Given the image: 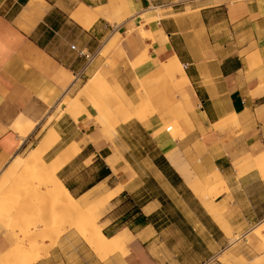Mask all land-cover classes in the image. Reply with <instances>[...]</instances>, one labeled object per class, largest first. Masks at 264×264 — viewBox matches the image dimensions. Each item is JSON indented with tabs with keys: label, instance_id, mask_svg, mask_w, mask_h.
Listing matches in <instances>:
<instances>
[{
	"label": "crops",
	"instance_id": "crops-1",
	"mask_svg": "<svg viewBox=\"0 0 264 264\" xmlns=\"http://www.w3.org/2000/svg\"><path fill=\"white\" fill-rule=\"evenodd\" d=\"M43 1L40 4L39 0H0V170L31 142L51 112L52 105L46 100L54 99L50 90L70 85V82L65 84L66 79L58 80L59 72L65 69L73 76V69L78 65L84 69L89 61L90 40L101 41L111 29H126L131 23L137 26L148 9L161 8L163 16L145 28L151 37L142 38L134 31L128 34L129 55L130 60L139 56L144 51V43L150 56L142 65L144 71H158L159 63L174 54L185 69L189 83L181 94L189 109L190 128L182 139L173 138L167 132L152 133L156 134L162 155L179 181L175 182L170 174L159 169L161 177L174 188L183 184L197 200H181L184 208H179L174 200H147L132 207L124 216L135 223L132 229L129 227L132 238L127 246L128 254L116 253L107 262L97 260V264H207L216 261L231 245L230 234L243 237L251 227L264 221V171L250 168L248 160L235 164L243 158L255 159L264 154V0ZM15 2L19 8L13 12ZM112 2L122 4L123 8L112 10ZM82 3L102 14L89 28L75 20L64 22L77 28L78 33L76 39L62 40L66 50L59 59L50 49L52 44L59 43L58 14L68 13ZM25 12L27 16L23 19ZM117 17L121 18L120 22ZM42 29L45 35L37 37ZM84 40L87 42L83 43ZM85 106L92 114L93 107L86 103ZM68 118L72 117L68 115ZM88 119L87 113L78 118L82 129ZM94 138L96 144L87 140L79 155L60 171L79 158L85 165L90 160L88 166L101 164L100 179L82 187L79 196L103 180L125 173L127 165L133 168L124 154L118 158L114 170L106 162L113 152L102 153L111 149L108 143L97 140L96 135ZM84 140L82 137L70 140L64 147ZM56 145L47 154L52 153ZM177 147L184 150L178 158L191 164L189 172L192 170L199 177L216 170L221 172L225 190L215 200L224 204V213L215 216L209 212L189 188L183 174L172 165L164 148ZM65 185L72 190L67 182ZM125 191L126 188L110 201L114 206L101 217L102 223L109 220L105 229L121 222L123 214L112 215L122 205L121 200L116 199ZM170 202L177 211L168 212L169 218L165 211ZM147 206L149 210H145ZM159 214H164L165 219H157ZM66 238L67 255L62 262L73 264L69 260L73 243L70 249L69 235ZM82 245L88 249L84 241ZM56 250L52 251L50 260L34 264H59ZM89 253L93 256L90 259L94 258L92 251ZM245 257L251 260V255Z\"/></svg>",
	"mask_w": 264,
	"mask_h": 264
},
{
	"label": "rangeland",
	"instance_id": "rangeland-1",
	"mask_svg": "<svg viewBox=\"0 0 264 264\" xmlns=\"http://www.w3.org/2000/svg\"><path fill=\"white\" fill-rule=\"evenodd\" d=\"M13 6V12L17 11L19 4L15 2ZM77 8L70 10L68 13L58 14V24L61 26V30L57 35V38L59 37V43L52 44L50 49L57 54V58L59 59L60 55L62 56L66 50V45L62 43V40L71 41V39L77 38V28H73L70 23H64L65 21H69V19L73 20L71 13ZM163 14L164 11L161 8L148 9L142 16L143 21L137 23V26L131 23L126 26L127 30L124 27L120 28V30L111 29L108 35L101 41H95V39L90 40L89 46L91 48H89L90 52H88V63L83 70H81V65H78L76 68L73 67L75 76L71 74L72 80L67 88L53 89L54 91L50 90V95L54 99L51 101L48 97V101L52 105V110L48 114L49 116L47 115L45 117L43 124H41L36 136L31 142L17 154L18 156L26 158L32 149L38 145L43 135L51 128L57 129L61 138L53 152L44 155L47 161H50L70 140L82 137L86 140L94 141L96 144L95 135L97 140L102 139L111 148L102 151V153L112 151L113 156H118L116 158H121L122 155L126 154L128 156V162L133 168L127 165L128 169L125 173L119 174L118 177L103 180L100 182L101 185L100 183L98 184L102 186L101 188L98 186L85 195L90 196L91 200H101L104 199V195L109 190L108 186H113L115 183H118L117 186H123V189L126 188V191L121 197L116 199L121 200L122 205L116 209L118 212L112 215L114 217L119 214L122 216L123 214L119 219L121 222H118L116 225H111L107 229L102 225L101 217L107 210L114 206L110 203L105 205L102 211L97 210L93 214L95 216L94 225L101 228L103 232L105 231L104 233L108 236H113L118 230L126 227L132 229L135 223L124 218V216H127V212L132 207L142 205L147 200H174L179 208H184L185 206L181 200H197L183 184L175 186L174 188L168 184L165 178L161 177L159 169L165 170L170 174V178H173L175 182L179 181L176 180L172 167L168 165L162 155L163 149L158 146L159 141L156 139V134L152 133L154 131L157 133L167 132L173 138L178 139H182L185 136L187 130L190 128L188 126L189 109L183 101L181 91L168 75L159 73L156 70L149 73L142 69L143 64L135 65L139 59L144 57V52L146 53L148 50L147 45L142 43L144 51L136 58L130 60L129 55L128 34L134 31L139 35L141 32L140 26L145 29L148 24L162 17ZM116 20L120 22L121 18L117 17ZM74 22L76 23V21ZM43 31L42 29L37 37L44 36ZM86 42L84 40L83 43ZM62 62L64 63V61ZM84 62H82L83 65ZM75 65L77 64L75 63ZM79 67L80 72L76 74ZM99 74L105 76L109 82L120 85L136 103L141 101L149 102L148 110L144 116H147L146 119L151 122V130L145 123H140L136 118L124 122L121 118L123 114L116 112V107H110L106 102L105 104L109 108L106 109L107 112L103 118L99 117L96 109L92 108V116H89L88 123L84 126V129L81 128L78 119H74L72 115L65 111L66 104L73 101L81 91L88 89L94 77ZM84 101L90 105L87 99H84ZM68 115L74 119V122L72 118H68ZM78 115L79 118L81 114ZM176 123L178 124L177 128L175 127ZM169 126H173V130H170L168 128ZM82 132L87 134L83 135ZM149 133H152V135L150 136ZM174 150L177 155L184 152L183 149L178 147ZM89 151H91V148ZM14 158L0 170V177L8 169ZM182 162L189 170L191 164L185 160H182ZM86 164L82 163L79 158L69 164L64 171L58 173V177L64 183L67 182L72 186L71 193L80 199L82 196H79L78 193L82 187L96 183L102 176L100 173L102 168L101 164L96 163L93 166H88L90 160ZM24 173L31 174L30 172ZM189 173L191 176H198L192 170ZM32 176V180L30 179L31 182L28 180L15 182L16 180H13L12 184L5 189V192L13 194V197L4 204L2 210V213H9V216L5 217V219H0V255L5 254L12 248L17 237L26 245L25 252L14 256L12 259H8V264H28L34 261L35 257H38L35 262L39 260H50L52 251L55 249L58 250L59 264H64L62 261L65 260L67 255L65 244L67 235H69L70 249L73 243V250L69 254V260L73 264H97V260L107 262L116 253L121 256L128 254V247L117 248L105 255L100 252L93 243L95 237L94 232L90 233L88 231V227L93 226V223H86L84 220L85 215H78L76 213L72 215L77 221L74 226L71 224V216H68L65 209L57 206V204H54L53 207L55 213L57 211L61 213L62 222L54 221L51 219L50 214L42 215L53 204L49 198L48 186L36 188L41 176ZM195 194L197 195L196 192ZM218 195H215L213 200L221 214L226 211V208L223 203H216L217 200L215 198ZM205 208L207 209L206 206ZM174 211L176 212L177 209L170 202L166 207L165 214L170 218L168 212L173 213ZM44 219L50 220L54 232H51L44 238L41 242L42 245L38 249L31 248L28 243L36 239L35 229L40 227ZM157 219H165L164 214L157 215ZM123 220L127 222H123ZM27 228L32 231V234L24 237L22 232ZM230 238L231 245L218 255L216 261L214 259L207 264H264V221L251 227V230L245 236L241 237L239 234L235 235L232 233L230 234ZM82 241L87 244L88 249L83 247ZM89 250L94 254V258L92 259H90L92 255L89 253ZM249 255H251V260L245 257ZM54 260H56L55 254Z\"/></svg>",
	"mask_w": 264,
	"mask_h": 264
},
{
	"label": "bare ground",
	"instance_id": "bare-ground-1",
	"mask_svg": "<svg viewBox=\"0 0 264 264\" xmlns=\"http://www.w3.org/2000/svg\"><path fill=\"white\" fill-rule=\"evenodd\" d=\"M40 4H43V0H39ZM33 5V3H32ZM123 5H118L115 2L110 4L112 10H118L119 8H123ZM101 11L97 9H93L92 7L86 4H80L77 9L72 11L71 18L84 26L85 28L91 27L101 15ZM27 16V12L23 13L22 17L25 19ZM33 25V24H31ZM21 26L26 27L25 24ZM140 36L141 37H151V33L149 30L141 27ZM166 39V38H165ZM144 57L139 59L135 65H144L150 58L149 54L144 52ZM159 73H164L168 75L172 81L175 82L178 89L184 90L187 83H189L188 76L185 72L183 65L180 63L179 58L176 54L172 57L168 58L166 61H162L159 63L158 67ZM58 80H65V84L67 85L72 80L71 73L65 69H62L57 76ZM109 80L99 74L94 77L92 83L90 84L88 89L81 91L78 96L73 99V101L68 102L65 106V111L72 115L74 119H78V114L87 113L89 116H92L89 113L85 106L84 99H87L90 105L96 109L97 115L103 118V116L107 112L108 106H106L105 102L110 106H115V111L122 113V120L124 122L136 118L140 123H145L149 128L151 127V122L146 119L147 116L145 112L148 110L149 102H139L136 103L123 89L120 85L116 83H111ZM139 98H141L139 96ZM46 99V98H45ZM110 99V100H109ZM48 100V99H46ZM112 101V104L110 105ZM236 114L233 115V118L236 119ZM177 123L175 127L177 128ZM170 130L173 126L168 127ZM173 130V129H172ZM156 134H158L155 131ZM61 135L57 129L51 128L48 130L30 154L23 158L21 156H16L8 169L1 175L0 177V213H2L3 206L7 203L12 197L13 194L6 193L5 189L12 184L13 180L15 182H19V180L30 181L34 176H41L40 182L36 185V188L42 186H48L49 189V198L52 202V207L48 209V211L43 212L42 215L50 214L51 219L54 221H61V213L56 212L54 209V204L65 209L68 216H71V224L73 226L77 223L74 215L75 213L78 215H85V221L88 224L93 223V226L88 227V231L90 233L94 232L95 237L93 239L94 246L102 253L107 254L117 248L127 247L129 241L132 238V233L129 228H124L120 230L117 234L113 236H108L103 232L101 228H98L94 225L95 216L94 212L97 210H101L105 205H108L110 201L118 196L120 192L123 190V186H117L107 191L104 195V199L101 200H91L90 196H85L91 190L97 188H92L84 195L82 198L75 197L70 189L65 185V183L58 177V173L79 153L83 150V148L87 144V140H84L80 143L75 141L71 142L69 145L64 147L58 154H56L50 161L45 160L44 155H46L60 140ZM167 154L168 159L178 170L183 174L186 178L187 184L189 188L195 191L203 204L207 207L209 212L214 214L215 216H219L218 208L213 200L215 195H218L220 192L225 189V180L220 171L216 170L213 173L207 176H191L188 168L184 165V163L178 158V155L175 153L174 149H166L164 148ZM118 158L114 156H110L106 158V162L116 170V164L118 163ZM250 168H258L261 172L264 171V154L256 157L255 159L243 158L239 162V160L235 163L242 164L248 161ZM24 172H30L31 174H25ZM31 179V180H30ZM102 186H100L101 188ZM34 189V188H33ZM222 189V190H221ZM221 190V191H218ZM150 206L145 207V210H149ZM9 213L0 214V219H5L8 217ZM42 222V221H41ZM109 224V220L103 222V226ZM37 226V225H36ZM51 232H54V229L51 226V222L48 219H44L41 223L40 227L35 229L36 239L33 242H29V246L31 248L40 247L41 242L47 237ZM24 237H28L32 234V231L27 228L22 232ZM26 250V245L24 242L17 237V240L14 242L12 248L7 251L5 254L0 255V264H8L7 260L14 258V256H18L24 253ZM38 259L35 257L34 261L29 262L28 264H32Z\"/></svg>",
	"mask_w": 264,
	"mask_h": 264
},
{
	"label": "built area",
	"instance_id": "built-area-1",
	"mask_svg": "<svg viewBox=\"0 0 264 264\" xmlns=\"http://www.w3.org/2000/svg\"><path fill=\"white\" fill-rule=\"evenodd\" d=\"M87 56H89V55H87Z\"/></svg>",
	"mask_w": 264,
	"mask_h": 264
}]
</instances>
